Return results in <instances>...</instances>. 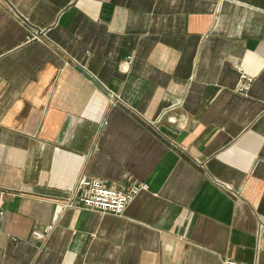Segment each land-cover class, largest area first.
Returning a JSON list of instances; mask_svg holds the SVG:
<instances>
[{"label": "crops", "instance_id": "crops-1", "mask_svg": "<svg viewBox=\"0 0 264 264\" xmlns=\"http://www.w3.org/2000/svg\"><path fill=\"white\" fill-rule=\"evenodd\" d=\"M0 192V264H264V0H0Z\"/></svg>", "mask_w": 264, "mask_h": 264}, {"label": "built area", "instance_id": "built-area-1", "mask_svg": "<svg viewBox=\"0 0 264 264\" xmlns=\"http://www.w3.org/2000/svg\"><path fill=\"white\" fill-rule=\"evenodd\" d=\"M131 60L132 57H128L123 63V70H127ZM250 82L251 80L249 78L240 75L237 90L240 93L247 91ZM146 190L147 185L145 183H140L126 189L109 186L102 180L82 176L75 186L73 203L75 207L85 210L112 216H120L135 196L139 192ZM1 194L2 193L0 192V220L4 215ZM52 230L53 224H45L40 229L32 230L31 237L37 241L43 242L48 238ZM227 264L234 263L227 262Z\"/></svg>", "mask_w": 264, "mask_h": 264}, {"label": "water", "instance_id": "water-1", "mask_svg": "<svg viewBox=\"0 0 264 264\" xmlns=\"http://www.w3.org/2000/svg\"><path fill=\"white\" fill-rule=\"evenodd\" d=\"M83 72V71H82ZM84 73V72H83ZM87 75V74H86ZM88 76V75H87ZM89 77V76H88Z\"/></svg>", "mask_w": 264, "mask_h": 264}]
</instances>
